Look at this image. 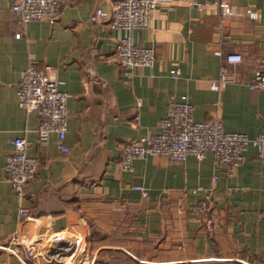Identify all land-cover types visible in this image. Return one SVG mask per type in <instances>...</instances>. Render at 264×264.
<instances>
[{
	"label": "crops",
	"instance_id": "crops-1",
	"mask_svg": "<svg viewBox=\"0 0 264 264\" xmlns=\"http://www.w3.org/2000/svg\"><path fill=\"white\" fill-rule=\"evenodd\" d=\"M12 1L0 0V264H95L109 254L132 264H264V161L254 146L231 177L216 170L211 153L183 161L148 155L131 171L120 165L123 143L158 132L169 101L181 95L196 120L219 117L250 138L262 131L264 88L249 84L264 71V0H191L204 4L200 10L162 1L148 27L128 31L110 25L112 0H65L54 24L29 21L18 38ZM97 7L104 14L94 17ZM125 34L154 49L153 64L119 63ZM229 53L242 60L227 62ZM30 61L50 66L69 93L67 151L56 134L41 144L37 111L18 104ZM222 67L226 80L211 89ZM15 136L38 160L23 198L5 178ZM206 189L211 226L190 213ZM21 205L30 210L25 219Z\"/></svg>",
	"mask_w": 264,
	"mask_h": 264
},
{
	"label": "built area",
	"instance_id": "built-area-1",
	"mask_svg": "<svg viewBox=\"0 0 264 264\" xmlns=\"http://www.w3.org/2000/svg\"><path fill=\"white\" fill-rule=\"evenodd\" d=\"M65 0H13L10 8L16 16L15 37H20V27L32 20H46L54 24L59 10ZM165 2L172 9L176 6H193L200 10L203 3L191 0H112L110 25L125 31L135 28H145L150 25L153 11L159 2ZM218 1L215 0V3ZM225 13L234 12L229 2L221 3ZM250 18H256V12L247 8ZM100 7L94 11V17L103 15ZM119 63L125 68L146 66L153 64L156 54L152 47L135 44L125 34L121 35L115 50ZM227 62H240V53H229L225 56ZM172 74L177 70L172 69ZM225 67L220 70L218 79L209 80L211 89L218 90L226 80ZM59 81L51 73V67L37 66L30 61L22 72V79L18 85L16 96L18 104L26 110H36L39 116L37 128L38 140L47 143L51 134H56L60 148L67 151L63 143L68 129L69 110L67 100L69 93L58 88ZM250 88H264V71L254 72ZM193 104L188 95L172 98L167 106L165 116L160 120L159 131L140 138H132L122 145L120 165L124 170L131 171L135 158L144 156H164L183 161L188 156L202 159L207 153L213 156L216 170L221 169L228 176H233L236 169L244 162V151L248 146H254L257 156L264 161V128L253 138L240 131L227 130L219 117L208 120H196L193 114ZM13 151L7 155L5 162V178L11 184L19 198L25 196L30 180L35 176L38 168L36 157L26 153L27 141L22 136L11 139ZM220 175L214 172L212 182H216ZM136 189L145 196L147 190L142 185ZM201 187L193 188L197 192ZM214 197L211 189H206L204 195L190 207L191 215L198 221L211 226L213 218L211 206ZM20 218L30 215L28 207L21 205L18 209Z\"/></svg>",
	"mask_w": 264,
	"mask_h": 264
},
{
	"label": "rangeland",
	"instance_id": "rangeland-1",
	"mask_svg": "<svg viewBox=\"0 0 264 264\" xmlns=\"http://www.w3.org/2000/svg\"><path fill=\"white\" fill-rule=\"evenodd\" d=\"M100 260H97L95 264H132L129 263L128 261H125L124 259H114L112 258V255H104L99 257ZM124 260V261H123Z\"/></svg>",
	"mask_w": 264,
	"mask_h": 264
}]
</instances>
